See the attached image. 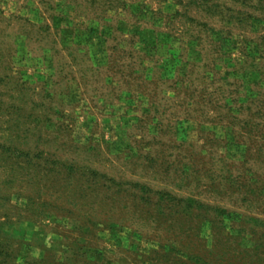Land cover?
<instances>
[{
	"label": "rangeland",
	"instance_id": "obj_1",
	"mask_svg": "<svg viewBox=\"0 0 264 264\" xmlns=\"http://www.w3.org/2000/svg\"><path fill=\"white\" fill-rule=\"evenodd\" d=\"M0 264H264V0H0Z\"/></svg>",
	"mask_w": 264,
	"mask_h": 264
}]
</instances>
